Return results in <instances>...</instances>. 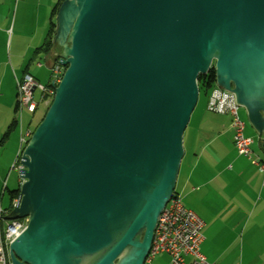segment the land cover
Listing matches in <instances>:
<instances>
[{"label":"water","instance_id":"1","mask_svg":"<svg viewBox=\"0 0 264 264\" xmlns=\"http://www.w3.org/2000/svg\"><path fill=\"white\" fill-rule=\"evenodd\" d=\"M54 42L68 67L21 155L11 261L144 264L199 74L264 136V0H63Z\"/></svg>","mask_w":264,"mask_h":264},{"label":"crops","instance_id":"2","mask_svg":"<svg viewBox=\"0 0 264 264\" xmlns=\"http://www.w3.org/2000/svg\"><path fill=\"white\" fill-rule=\"evenodd\" d=\"M60 1L0 0V138L16 118L17 79H23L27 74L39 82V79L49 78L56 50L38 49L46 41L52 11ZM204 95L208 110L210 92ZM208 112L210 114L199 111L194 125L186 132L192 112L184 131L183 144L187 142L188 149L185 151L184 144L175 192L184 206L204 221L201 250L209 261L215 264H264V172L238 151L232 116ZM19 125L21 132L17 127L0 147L2 201L11 178L13 183L23 181L16 176L14 168H18L16 161L21 136L31 127L27 126L25 130L22 120ZM246 131L245 126L244 134ZM246 136L253 139L254 157L264 159V136L258 134L257 145L255 136L251 133ZM160 254L165 256L167 253H150L144 264L151 263Z\"/></svg>","mask_w":264,"mask_h":264},{"label":"built area","instance_id":"3","mask_svg":"<svg viewBox=\"0 0 264 264\" xmlns=\"http://www.w3.org/2000/svg\"><path fill=\"white\" fill-rule=\"evenodd\" d=\"M59 72V65L56 64L52 68L53 81H57ZM17 87V108L20 111L25 108L32 113L38 108V102L34 97L35 91H42L44 96L51 91L50 84L43 85L28 74L23 79H17ZM239 107L240 104L237 102L235 94L230 90L217 85L211 89L207 105L208 110L221 114L229 113L232 116L234 143L238 151L255 162L259 169L264 172V159L254 157L251 148L253 139L244 134L245 123L239 116ZM31 135L32 130L28 128L21 136V146L17 156L18 163L16 161L19 169L23 167L21 163L23 145L27 144L28 137ZM19 202L20 194L11 201V208L4 206L2 198L0 199V264H13L10 259V244L26 227V217L7 219V215ZM203 225L202 218L184 206L180 195L174 193L158 218L150 253H167L170 257L168 264H215L209 261L201 250L204 239Z\"/></svg>","mask_w":264,"mask_h":264},{"label":"rangeland","instance_id":"4","mask_svg":"<svg viewBox=\"0 0 264 264\" xmlns=\"http://www.w3.org/2000/svg\"><path fill=\"white\" fill-rule=\"evenodd\" d=\"M55 21H56V31H55V34H54V37H53V44H54L53 50H56V51H55V62L53 64L52 68H54L56 66V64L59 65L60 72H59L58 77L56 79L57 81H54V84H52V81L54 79L52 71L49 72V74L47 76V78L49 77L48 79H39V80L42 81L43 85H49L50 84L51 85V87H50L51 91L47 92V94H45V96H44V93L42 91H40V90H36L35 91L34 97H35V100L38 102V108H37V110L34 113L29 112L25 108H23L22 111H20L18 109L17 113H15V116H16L18 121H20L21 118H22V125H23L25 130L27 129V126H30L31 130L34 128L32 130V134L35 131V129L38 126V124L42 121V119L44 118L48 108L50 107V105H51V103L53 101L54 94H55V87L59 84V82L63 78V75H64V73H65V71H66V69L68 67V65H64L61 62V57L59 56V54L62 52L63 48H61V46H59V44L54 42V38H55V35H56V32H57V15H56ZM214 63H215V61H213V64ZM216 85L219 86L215 82L214 86H216ZM209 92H211V91H209ZM17 105H18V98H17ZM201 110H203V111H205V112L210 114V112H208V110H206V99H205V95H204L203 92H201V94L199 96V100H198L197 106H196L195 110L193 111V116H192V119H191V121L189 123V127L186 129V132H188V129L190 127H192V125H194L196 116L198 115L199 111H201ZM238 112H239V116H240L241 120L244 121L246 129H247L245 134L247 135V134L251 133L253 136H255L254 138H255V141H256V145H257L258 144V134L256 133L257 131L255 130V128L251 125V123L248 120V113H247L245 107L240 106ZM13 116H14V114H13ZM19 124H20V122H19ZM18 131L21 132V125H18ZM18 131H16V133L19 135ZM186 132H185V136H186ZM29 138L30 137H28V140H29ZM184 144H185V151H186L188 149V143L185 142ZM25 146H26V143L23 145V147L25 148ZM260 150L263 152L262 149H260ZM17 163H18V161H17ZM19 170L20 169H18V168H14V173H16V176L20 180H23V178L20 175V171ZM19 185H20L19 183H13V178L10 179L9 187L6 190V193H5L4 197H3V201H4V205L5 206H8L10 204V202H11L9 191L17 189L19 187ZM164 255L165 256H163L162 254L157 255L151 263L148 262L147 264H168L169 263V257H168L167 254H164Z\"/></svg>","mask_w":264,"mask_h":264},{"label":"trees","instance_id":"5","mask_svg":"<svg viewBox=\"0 0 264 264\" xmlns=\"http://www.w3.org/2000/svg\"><path fill=\"white\" fill-rule=\"evenodd\" d=\"M62 1H60L52 11L46 41L38 50H43V51H48V52L53 50V47H54L53 37H54L55 31H56L55 18H56L59 6L61 5ZM215 82H216V72H215V68L213 65L207 74H199V76H198V85H199V89H200V94H201V92L208 93L214 87ZM18 125H19V121L17 120V118H14L0 138V147H3L5 145L6 141L9 139L11 133L18 127ZM22 149H24V147ZM20 186H21V184L19 185V187L17 189L9 191L11 201L14 198L19 196ZM174 193H176V192L174 191ZM8 207L9 208L12 207L11 202H10Z\"/></svg>","mask_w":264,"mask_h":264}]
</instances>
